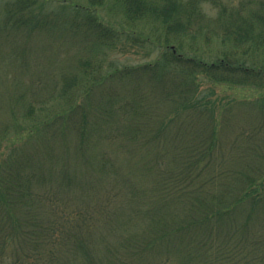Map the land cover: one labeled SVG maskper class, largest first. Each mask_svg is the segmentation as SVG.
Wrapping results in <instances>:
<instances>
[{"label": "trees", "instance_id": "trees-1", "mask_svg": "<svg viewBox=\"0 0 264 264\" xmlns=\"http://www.w3.org/2000/svg\"><path fill=\"white\" fill-rule=\"evenodd\" d=\"M107 1L36 25L157 59L90 57L59 76V112L0 138V264H264V0H208L212 18L204 0H112L119 29Z\"/></svg>", "mask_w": 264, "mask_h": 264}, {"label": "rangeland", "instance_id": "rangeland-1", "mask_svg": "<svg viewBox=\"0 0 264 264\" xmlns=\"http://www.w3.org/2000/svg\"><path fill=\"white\" fill-rule=\"evenodd\" d=\"M29 1L0 0V138L17 133L20 129L18 123L27 125L29 118L59 112L62 104L59 91L63 89L64 82L59 76H75L78 71H84L86 67L83 68L81 64L86 60L93 59L88 67L92 71L95 67L99 68V63L107 70L112 64L116 67L136 66L157 59V52L148 56L143 48L102 46L99 50H93L91 41L65 30L59 23H63V16L69 13L65 7L71 6L70 10L80 12L76 5L90 7L88 0H36L38 4L30 11L20 10L23 2ZM204 1L202 9L205 15L214 17L216 9L208 0ZM221 1L236 3L238 0ZM107 2L98 9L100 16L105 24L119 29L124 23V11L117 6L113 9L112 0ZM30 15L34 16L30 25H15V20L24 17L29 20ZM55 18L59 20L60 27L56 25L59 29L45 27L52 24ZM38 19L46 21L47 25L39 28L36 25ZM125 37H122V41H125ZM100 99L99 92H96L88 104H98ZM30 108L34 111L26 119L24 116Z\"/></svg>", "mask_w": 264, "mask_h": 264}]
</instances>
